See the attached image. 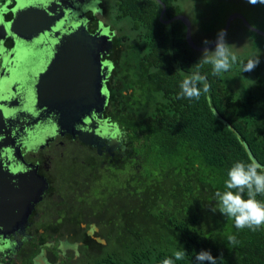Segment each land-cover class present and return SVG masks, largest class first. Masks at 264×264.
Returning a JSON list of instances; mask_svg holds the SVG:
<instances>
[{"label":"trees","instance_id":"obj_1","mask_svg":"<svg viewBox=\"0 0 264 264\" xmlns=\"http://www.w3.org/2000/svg\"><path fill=\"white\" fill-rule=\"evenodd\" d=\"M99 1L101 14L87 15L90 32L104 22L113 36L104 116L125 132L128 157H116L109 175L104 171L91 188L105 194L113 248H101L88 262L62 264H161L165 258L197 264L201 251L217 264H264V225L255 231L237 228L218 210L215 195L228 190L235 162L247 165L254 158L264 165V35L241 18L232 21L225 41L237 59L229 71L212 75L211 64L195 67L205 50L189 45L187 26L176 18L186 15L194 42L207 46L234 13L264 31V4L161 0L162 16L158 0ZM236 27L248 43L241 50L228 41ZM255 58L257 66L245 71ZM197 70L204 78L201 89L206 83L209 91L198 100L178 98L181 81ZM73 150L66 159L81 160L87 149ZM89 155L95 159L90 149ZM256 199L264 203V194ZM177 251H185L180 260Z\"/></svg>","mask_w":264,"mask_h":264},{"label":"water","instance_id":"obj_2","mask_svg":"<svg viewBox=\"0 0 264 264\" xmlns=\"http://www.w3.org/2000/svg\"><path fill=\"white\" fill-rule=\"evenodd\" d=\"M158 1L163 16L166 6ZM81 7H87L85 0H19L10 20L4 17L6 10L0 12V239H8L11 233L18 234L19 240L26 233L29 214L48 186L44 176L26 170L29 165L21 152L22 143L16 142L24 128L26 144L33 149H42L57 135L65 134L99 153L103 147L111 152L120 143L111 136L110 126L107 129L99 123L109 100L104 83L112 66L103 58L110 54L113 42L103 28L96 33L88 30ZM176 18L186 24L191 47L203 51L216 44L217 39L207 46L196 44L190 19L186 15ZM235 18L264 35L241 13L228 18L225 32ZM7 39L14 40L16 48H7ZM35 48L39 49V61L27 73L29 80L21 77L20 81L15 74L24 59L21 53L29 54ZM24 98L28 100L25 103ZM12 102L17 106L12 107ZM32 124H37L36 130ZM13 126L17 128L12 135ZM15 161L24 171L10 170Z\"/></svg>","mask_w":264,"mask_h":264},{"label":"flooded vegetation","instance_id":"obj_3","mask_svg":"<svg viewBox=\"0 0 264 264\" xmlns=\"http://www.w3.org/2000/svg\"><path fill=\"white\" fill-rule=\"evenodd\" d=\"M85 2L87 7H81V10L84 12L83 18L87 20L89 30L92 21L87 13L100 15V1L85 0ZM18 4L19 0H0V12L6 10L4 15L6 20L13 17V9ZM102 28L105 32H109L102 22L91 33H96ZM109 36L113 41V36L110 34ZM5 44L11 49L17 46L12 39H7ZM108 56L109 54L103 60L111 61ZM39 58L38 56L34 60L23 59L20 63V70L23 73L20 77H16L20 81L29 80L27 73L38 63ZM1 69L0 65V71ZM111 73L112 66L108 67L105 88ZM8 90L11 92L10 88ZM26 100L27 98H24V103ZM11 106L17 105L12 102ZM99 123L107 129V126H110L113 130L111 136L116 137L120 142L111 152L103 147L102 153H99L98 149L83 144L78 138H73L69 134L57 135L42 149H33L26 144L28 140L26 128L17 136L16 142L22 143L21 152L25 163L29 165L26 170H35L39 175L44 176L48 186L41 200L34 204L29 214L28 224L25 227L26 233L22 234L19 240H17L18 234L11 233L8 234V239H0V264H62L63 261L84 263L102 252L101 248H113L110 244L112 225L106 222L108 207L105 209L102 206L105 194L97 190L91 192V188L93 184H96L94 179H97L104 171L109 175L112 170L110 165L116 157H128L127 144L125 132L105 118L104 112ZM36 125H31L33 130L37 129ZM16 128L15 126L11 128L12 135ZM103 131L101 128L100 132ZM78 145L87 149L82 152V159H66L67 154L79 147ZM89 149L95 154V159H91ZM97 157H104V159ZM109 157L111 160L108 159ZM21 165L19 161H15L10 163L9 168L11 171H15L16 168L18 172L24 171L25 168ZM67 175L68 178H66ZM89 182L91 183L88 184ZM107 205L109 206L110 202H107Z\"/></svg>","mask_w":264,"mask_h":264},{"label":"clouds","instance_id":"obj_4","mask_svg":"<svg viewBox=\"0 0 264 264\" xmlns=\"http://www.w3.org/2000/svg\"><path fill=\"white\" fill-rule=\"evenodd\" d=\"M250 4H264V0H248ZM226 32L221 30L217 35L216 46L214 51L205 49L203 56L198 65L211 64L212 75H220L227 72L236 61V56L231 54L230 48L225 41ZM210 43L205 41V44ZM258 59L250 60L245 65V71L253 70ZM204 79L199 71L192 72L184 78L179 87L180 92L178 98L199 99L203 93L209 91V85L204 84L200 87L201 80ZM226 191L216 192L218 201V210L235 221V225L239 229L249 228L255 231L261 225H264V203L256 199L258 194H264V165H261L256 159L250 158V162L245 165L243 162H235L228 171V179L225 183ZM247 190V199L244 198V191ZM236 190V191H233ZM217 209H213L216 211ZM231 242H235V237L229 238ZM185 251H177L174 256L175 260L183 258ZM197 264H217L210 252L201 251L196 254ZM161 264H174L172 258H165Z\"/></svg>","mask_w":264,"mask_h":264},{"label":"rangeland","instance_id":"obj_5","mask_svg":"<svg viewBox=\"0 0 264 264\" xmlns=\"http://www.w3.org/2000/svg\"><path fill=\"white\" fill-rule=\"evenodd\" d=\"M186 7H187V8H190V3H186ZM235 19H236V18H235ZM235 19H233V21H234ZM228 41L232 43V45H233L234 48H236L237 50H241L242 47H243L244 42L247 41V39H246V37H245V35H244L242 29L236 27V28L234 29V31H233L232 39L229 38ZM247 44H248V43L245 42V45H247ZM37 51H38V49H36V48L33 49V50L31 51V53H29V54H26V53L23 51V52L21 53V54H22V58H24V59H28V60H29V59H30V60H34V59H36V58L39 56V54H40V53L37 52ZM22 73H23L22 70H20V71H18V72L15 74V76L20 77V76L22 75Z\"/></svg>","mask_w":264,"mask_h":264}]
</instances>
